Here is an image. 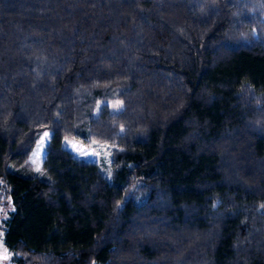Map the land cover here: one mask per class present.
Wrapping results in <instances>:
<instances>
[{"label":"trees","instance_id":"16d2710c","mask_svg":"<svg viewBox=\"0 0 264 264\" xmlns=\"http://www.w3.org/2000/svg\"><path fill=\"white\" fill-rule=\"evenodd\" d=\"M0 208L14 264H264V0H0Z\"/></svg>","mask_w":264,"mask_h":264},{"label":"rangeland","instance_id":"374dc122","mask_svg":"<svg viewBox=\"0 0 264 264\" xmlns=\"http://www.w3.org/2000/svg\"><path fill=\"white\" fill-rule=\"evenodd\" d=\"M119 104H116L112 107V109H118ZM45 133H47V136H45ZM51 134L50 129H45L40 134L34 148L29 153L27 160L33 165L34 169L36 170V173L38 172V169L40 167L41 161L45 154V145L49 139V136ZM63 147L69 149L73 155L77 158L86 160V161H92L97 163L101 173L107 178L111 179L112 175V168H111V158H112V146L107 143H102L99 141H93L86 144H83L77 140L74 139H66L64 138L62 140ZM19 171V170H17ZM4 210L0 208V215H4ZM2 212V213H1ZM0 244H2V230H0ZM4 245L2 244V247H0V253L3 252ZM7 254L9 256V259H0V264H14L12 262V256L10 251L7 250Z\"/></svg>","mask_w":264,"mask_h":264},{"label":"snow or ice","instance_id":"6c2138e0","mask_svg":"<svg viewBox=\"0 0 264 264\" xmlns=\"http://www.w3.org/2000/svg\"><path fill=\"white\" fill-rule=\"evenodd\" d=\"M45 136H47V133H45ZM0 247H2V244H0ZM0 259H5V260L9 259L6 248H4L3 252L0 253Z\"/></svg>","mask_w":264,"mask_h":264}]
</instances>
